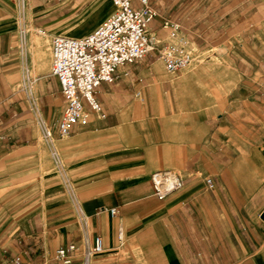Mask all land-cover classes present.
<instances>
[{"label": "crops", "instance_id": "0c3cea01", "mask_svg": "<svg viewBox=\"0 0 264 264\" xmlns=\"http://www.w3.org/2000/svg\"><path fill=\"white\" fill-rule=\"evenodd\" d=\"M17 8L12 0H0V86L6 88L0 101L6 102L17 99L8 92L7 78L18 62ZM236 11L241 22L242 8ZM155 26L153 20L147 31L157 33L161 28ZM183 31L188 37L190 31ZM242 32L224 53L222 47L206 48L218 50L217 61L194 62L161 82L152 55L119 67L112 83L95 90L104 117L86 106L87 123L73 125L66 137L57 131L63 99L56 109L48 100L62 97L58 80L49 71L38 78L73 199L55 201L63 215L48 228L42 220L37 232L23 229L15 250L21 264H60L54 259L58 247L84 239L91 245L97 235L103 251L89 264H264V33L251 34L260 43L254 47L242 41ZM41 41L27 37L32 71L41 67ZM143 87L146 94L138 98ZM23 102L12 106L25 109ZM158 102L163 112L154 106ZM1 139L0 161L10 155L24 159L30 145ZM28 156L39 165L35 147ZM162 169L176 171L185 185L159 200L151 174ZM75 258L80 264L78 253Z\"/></svg>", "mask_w": 264, "mask_h": 264}, {"label": "rangeland", "instance_id": "374dc122", "mask_svg": "<svg viewBox=\"0 0 264 264\" xmlns=\"http://www.w3.org/2000/svg\"><path fill=\"white\" fill-rule=\"evenodd\" d=\"M17 5L19 17L18 41L16 43L17 65L7 72L9 81L8 92L15 93L13 102L0 101V137L2 143L10 145H30L26 149L23 160L17 156H9L0 161V244L2 245L0 260L18 257L15 254L23 229L31 232L40 230L42 220L45 223L62 216L55 209V201L73 199V183L67 179L65 161L57 142L50 134L51 127L42 110L46 97L40 96L38 78L50 71L51 38L55 34L71 35L73 30H81L86 34L94 29L113 10L111 0H12ZM156 10L154 19L156 26L161 28L164 19L180 24L189 32L190 66L194 62L217 61L218 51L210 46L222 47L236 44L241 33L242 41H248L257 47L260 43L255 36L256 31L264 33V0H242V21H236L239 8L232 5L234 0H149ZM34 21V22H32ZM36 21V22H35ZM46 29L49 33H43ZM80 34V35H81ZM34 35L39 44L45 65L32 71V50L27 44V37ZM158 41H169L170 38L162 28L152 33ZM249 37V38H248ZM35 44V42H34ZM21 45V46H20ZM161 43L147 55L154 58V68L160 75L159 82L175 76L176 72L166 71L158 51ZM36 46V45H35ZM24 49L25 59L20 60V48ZM220 51V50H219ZM218 57V56H217ZM140 60V59H139ZM225 60V59H224ZM24 62V63H23ZM188 64V65H189ZM145 85L146 81H140ZM200 85L199 81L194 83ZM163 89L166 90V87ZM151 92V91H150ZM149 92V93H150ZM155 92V91H154ZM153 91L151 93H154ZM6 88L0 86V97ZM138 98L146 94L145 88H138ZM165 93L162 90L158 94ZM41 97V98H40ZM24 101L25 109L12 106ZM53 109L58 108L62 97L56 95L48 99ZM151 104V103H150ZM163 112L162 102L154 103ZM147 109V108H146ZM49 132V134H47ZM35 145V146H32ZM38 150L39 165L33 163L32 153ZM52 147H55L60 163L54 158ZM28 153V154H27ZM51 223L47 224V228ZM8 235L12 243L6 246ZM19 258V257H18ZM20 259V258H19ZM0 261V262H1Z\"/></svg>", "mask_w": 264, "mask_h": 264}, {"label": "built area", "instance_id": "2783aa9c", "mask_svg": "<svg viewBox=\"0 0 264 264\" xmlns=\"http://www.w3.org/2000/svg\"><path fill=\"white\" fill-rule=\"evenodd\" d=\"M113 10L94 29L81 36L55 34L51 38L50 74L58 80L64 109L57 122L60 137L70 134L73 125H85L89 113L86 109L104 117L95 90L101 83H112L119 67L145 57L157 44H162L158 55L166 71L174 73L188 65L189 39L179 23L164 19L161 28L167 32L169 41H158L147 31L157 12L149 0H112ZM43 32V31H40ZM21 46V45H20ZM20 60L25 59L23 47ZM24 63V62H23ZM49 134V132H47ZM208 187L211 179L206 178ZM154 195L163 200L184 188V181L172 169L157 170L151 174ZM121 238V233H119ZM103 251V239L94 236L91 245L70 243L58 247L54 259L60 264H89L94 254ZM1 264H21L18 257L6 259Z\"/></svg>", "mask_w": 264, "mask_h": 264}, {"label": "bare ground", "instance_id": "6f19581e", "mask_svg": "<svg viewBox=\"0 0 264 264\" xmlns=\"http://www.w3.org/2000/svg\"><path fill=\"white\" fill-rule=\"evenodd\" d=\"M111 3H112V0H111ZM112 6H113V5H112ZM81 33H82L81 30L76 29V30H73V31L71 32V35H69V36H79ZM44 65H45V64H44V58H41V59H40V66H44Z\"/></svg>", "mask_w": 264, "mask_h": 264}, {"label": "water", "instance_id": "95a60500", "mask_svg": "<svg viewBox=\"0 0 264 264\" xmlns=\"http://www.w3.org/2000/svg\"><path fill=\"white\" fill-rule=\"evenodd\" d=\"M262 218L264 219V212H263V214H262Z\"/></svg>", "mask_w": 264, "mask_h": 264}]
</instances>
